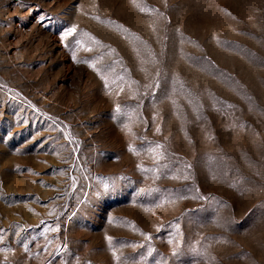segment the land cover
<instances>
[{
    "label": "rangeland",
    "instance_id": "374dc122",
    "mask_svg": "<svg viewBox=\"0 0 264 264\" xmlns=\"http://www.w3.org/2000/svg\"><path fill=\"white\" fill-rule=\"evenodd\" d=\"M0 264H264V0H0Z\"/></svg>",
    "mask_w": 264,
    "mask_h": 264
},
{
    "label": "snow or ice",
    "instance_id": "6c2138e0",
    "mask_svg": "<svg viewBox=\"0 0 264 264\" xmlns=\"http://www.w3.org/2000/svg\"><path fill=\"white\" fill-rule=\"evenodd\" d=\"M71 31V30H70Z\"/></svg>",
    "mask_w": 264,
    "mask_h": 264
}]
</instances>
